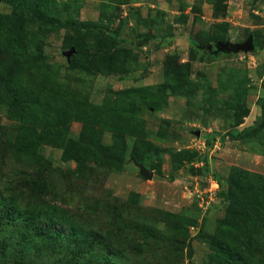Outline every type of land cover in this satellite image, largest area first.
<instances>
[{
    "label": "rangeland",
    "instance_id": "rangeland-1",
    "mask_svg": "<svg viewBox=\"0 0 264 264\" xmlns=\"http://www.w3.org/2000/svg\"><path fill=\"white\" fill-rule=\"evenodd\" d=\"M0 20V264H264V0H0Z\"/></svg>",
    "mask_w": 264,
    "mask_h": 264
},
{
    "label": "trees",
    "instance_id": "trees-1",
    "mask_svg": "<svg viewBox=\"0 0 264 264\" xmlns=\"http://www.w3.org/2000/svg\"><path fill=\"white\" fill-rule=\"evenodd\" d=\"M0 24L2 26L5 25V22L3 20H0ZM254 37V46H255V49H262L263 46L261 43V39L259 37ZM218 42H224V41H218ZM217 42V43H218ZM196 46V45H195ZM74 55L72 57V62H74V60L80 56L83 55V51L85 50L84 48V37H80V39L77 41V43L74 45ZM93 57L91 56V60L92 61ZM14 85L11 83V82H8L5 80V77L2 75V73H0V101L2 99H11V100H14L15 99V95L17 94L15 91H14ZM28 96L30 97V102L29 100L26 102V106L28 108H33L35 107V105L37 106V104H34V100H35V97H34V94L32 92L29 91V94ZM22 116V114H20ZM25 115V114H24ZM26 116V115H25ZM27 118V117H26ZM2 132V128L0 126V133ZM53 134L50 133L49 138L52 139V136ZM34 137V136H33ZM35 139V137L33 138ZM40 139V142H41V137L37 138L36 140H32L30 139L29 142L33 145H35L36 142H38ZM55 139V138H53ZM207 141H209V139H206ZM3 148L2 144H1V149Z\"/></svg>",
    "mask_w": 264,
    "mask_h": 264
},
{
    "label": "water",
    "instance_id": "water-1",
    "mask_svg": "<svg viewBox=\"0 0 264 264\" xmlns=\"http://www.w3.org/2000/svg\"><path fill=\"white\" fill-rule=\"evenodd\" d=\"M213 54L218 53H239V52H252L255 50L254 37L249 36L248 39L240 44H234L230 41L218 42L214 46Z\"/></svg>",
    "mask_w": 264,
    "mask_h": 264
}]
</instances>
